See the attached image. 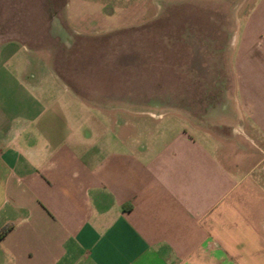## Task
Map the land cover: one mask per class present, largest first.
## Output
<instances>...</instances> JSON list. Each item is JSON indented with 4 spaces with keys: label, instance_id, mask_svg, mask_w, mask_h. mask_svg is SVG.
Instances as JSON below:
<instances>
[{
    "label": "crops",
    "instance_id": "obj_1",
    "mask_svg": "<svg viewBox=\"0 0 264 264\" xmlns=\"http://www.w3.org/2000/svg\"><path fill=\"white\" fill-rule=\"evenodd\" d=\"M132 1L25 0L0 34V264H264V0H166L168 40L124 34ZM176 73L211 102L158 113Z\"/></svg>",
    "mask_w": 264,
    "mask_h": 264
},
{
    "label": "rangeland",
    "instance_id": "obj_2",
    "mask_svg": "<svg viewBox=\"0 0 264 264\" xmlns=\"http://www.w3.org/2000/svg\"><path fill=\"white\" fill-rule=\"evenodd\" d=\"M23 4H26L25 0H0L1 37L5 35L28 36L27 30L32 29L34 26L28 24L30 22V18H28L26 8L22 6ZM130 5L147 12L144 16L139 15L136 20H133L135 22L134 26H137L138 28L137 30H129L128 32L124 31V34L133 38H159L160 40H168L170 35L168 31L171 27H176L178 30L185 27L188 19L185 15L190 7H188L187 3H176V1L171 2L166 0H133ZM201 6L202 3H198L195 4L194 7H197V11L201 12ZM158 9L163 10L162 15H153V12ZM199 21V19L196 20L197 25L200 26ZM138 23L145 24V26L140 28L138 27L139 25H136ZM149 25L152 26L150 27ZM153 25L161 28L160 33L151 31ZM149 29L150 31H147ZM61 67L64 68L63 64H61ZM78 78L82 80L83 85L87 83L85 82L88 78L87 76ZM178 78H180V76L176 73V80L159 79L154 81H145L146 84H143L141 87L142 89L152 87L156 90L157 95L155 97L158 106L156 109L158 113L159 111L165 109L162 106L166 102H171L174 106L178 107L183 104L184 106L187 105L192 108H197V106L203 102H211V100L207 99L209 97L199 99L198 96L204 92L211 95L214 91V85L182 82L179 81ZM89 79L91 80L90 77ZM150 82L153 83L152 86H149Z\"/></svg>",
    "mask_w": 264,
    "mask_h": 264
},
{
    "label": "trees",
    "instance_id": "obj_3",
    "mask_svg": "<svg viewBox=\"0 0 264 264\" xmlns=\"http://www.w3.org/2000/svg\"><path fill=\"white\" fill-rule=\"evenodd\" d=\"M12 225L4 226L0 229V241L6 236V234L10 231Z\"/></svg>",
    "mask_w": 264,
    "mask_h": 264
}]
</instances>
